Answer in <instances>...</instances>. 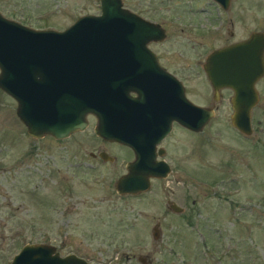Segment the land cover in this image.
Segmentation results:
<instances>
[{
	"label": "rangeland",
	"instance_id": "obj_1",
	"mask_svg": "<svg viewBox=\"0 0 264 264\" xmlns=\"http://www.w3.org/2000/svg\"><path fill=\"white\" fill-rule=\"evenodd\" d=\"M235 5L240 37L264 30L263 0ZM157 7L146 10L164 19L163 5ZM98 13V0H0L3 17L33 29L60 31L81 15ZM255 87L259 99L249 136L230 125L223 96L201 131L175 128L165 143L177 177L152 181L136 196L116 194L117 168L87 156L101 147L94 121L59 142L32 138L15 115V101L0 90V264L23 244L41 240H65V251L91 254L99 262L93 264H141L139 256L146 264H264V76ZM105 150L118 153L119 163L127 158L122 149ZM82 161L94 167L76 165ZM167 201L184 214L170 213ZM185 214L189 222L181 219Z\"/></svg>",
	"mask_w": 264,
	"mask_h": 264
},
{
	"label": "water",
	"instance_id": "obj_2",
	"mask_svg": "<svg viewBox=\"0 0 264 264\" xmlns=\"http://www.w3.org/2000/svg\"><path fill=\"white\" fill-rule=\"evenodd\" d=\"M215 1L223 6L228 3ZM98 3V14L81 15L60 31L33 29L0 14V90L15 101V115L32 138H67L85 128L86 114L94 115L96 136L132 150L133 160L126 165V175L119 177L113 187L118 195H134L148 190L150 174H155L152 178H163L168 167L162 161H153L154 143L159 137L146 143L143 132L151 130L141 126L135 113L127 117L126 112L113 109V124L108 125L107 62L121 56L122 35L160 28L123 8L121 0ZM204 70L214 96L221 88L231 91L230 125L249 136L250 114L259 99L255 84L264 76V30L214 50ZM213 114L211 108L188 102L177 105L169 121L199 132ZM168 130L162 129L161 135ZM151 236L157 239L156 226ZM139 259L143 264L144 257ZM8 264L87 263L73 255L59 257L48 245L27 243Z\"/></svg>",
	"mask_w": 264,
	"mask_h": 264
},
{
	"label": "flooded vegetation",
	"instance_id": "obj_3",
	"mask_svg": "<svg viewBox=\"0 0 264 264\" xmlns=\"http://www.w3.org/2000/svg\"><path fill=\"white\" fill-rule=\"evenodd\" d=\"M132 1L121 0L122 7L158 25L160 29H139L138 34L122 35L121 56L111 57L107 62V117L108 125H112L113 109L117 112H126L127 117L135 113L141 126L151 130L143 132L145 142L150 144L152 140L156 141L159 137V140L154 143L153 161L164 162L168 167V173L163 178H152L155 174H150V188L152 181H167L169 177H177L165 143L175 128L187 129L174 120L169 121L173 109L177 105L181 107L189 102L199 107L211 108L215 112L214 101L226 95L228 102L230 100L231 91L228 88L217 90L214 96L204 70L207 57L218 48L241 41L253 31L246 37H240L239 29H235L234 19L241 16L239 7L235 5L236 0H228L226 6L215 0H149L153 4H149L146 8L141 6L144 0ZM154 4L158 5L156 10H161L160 7L163 5L164 19H155L148 13L147 10L153 11ZM114 92L116 95H113ZM202 94H204L202 99L193 100L194 95ZM84 119L85 128L91 121L95 124L97 122L92 114H86ZM166 127L169 130L161 135V130ZM85 128L71 134L83 132ZM93 135L100 140L101 147H97L95 151H89L87 153L89 159L117 168L112 173L116 180L126 175V165L133 160L132 150L116 141L104 140L94 133ZM43 138H49L53 142L64 140L54 139L50 135H44ZM105 145L113 149H122L127 154V158L119 163V154L107 153ZM82 163L88 168L94 167L91 163L84 161L76 165L80 166ZM150 165L154 166V163L151 162ZM55 171L57 172V169ZM141 193L144 192L132 196ZM172 205L174 207H171ZM167 209L178 216L184 214V209L173 201H167ZM181 219L189 222V214H185ZM158 225V222L155 223L156 228ZM41 244L50 246L52 252L59 257L73 255L87 264L94 262L91 254L83 255L75 249L65 251V240H60L58 244L41 240ZM140 257H137V261L142 264ZM125 259L129 261L131 258L125 256ZM143 262V264L149 263L146 260Z\"/></svg>",
	"mask_w": 264,
	"mask_h": 264
}]
</instances>
